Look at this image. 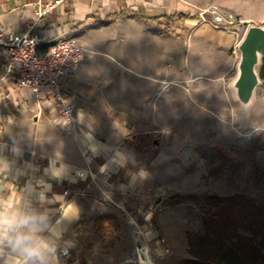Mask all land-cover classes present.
Returning <instances> with one entry per match:
<instances>
[{
	"label": "crops",
	"instance_id": "obj_1",
	"mask_svg": "<svg viewBox=\"0 0 264 264\" xmlns=\"http://www.w3.org/2000/svg\"><path fill=\"white\" fill-rule=\"evenodd\" d=\"M142 6V0H68L38 26L44 36L39 53L65 34L93 50L62 81L76 119L69 130L46 91L37 117V98L7 73V54L0 51V146L8 158L0 168V201L19 204L35 186L29 198L54 217L68 218L63 242L70 247L82 222L113 213L115 204L154 217L162 203L159 180L196 138L188 125L217 122L212 118L240 107L231 84L246 31L201 24L170 44L159 39L155 51L146 53L117 51V37L92 30L96 21L119 19ZM35 10L34 0H0V30H29ZM149 18L174 17L155 7ZM117 152L127 157L123 166L113 162ZM53 160L68 166L66 179L45 174Z\"/></svg>",
	"mask_w": 264,
	"mask_h": 264
},
{
	"label": "rangeland",
	"instance_id": "obj_2",
	"mask_svg": "<svg viewBox=\"0 0 264 264\" xmlns=\"http://www.w3.org/2000/svg\"><path fill=\"white\" fill-rule=\"evenodd\" d=\"M142 1V7L119 19L96 21L92 30L117 37V51L131 47L152 53L161 38L170 44L193 26L215 27L202 19V12L207 19L212 10L234 14L239 24L230 30L264 24V0ZM155 7L174 17L172 22L151 20ZM263 67L262 60L259 74ZM260 78L254 103L243 116L239 108L230 109L212 118L217 122L188 125L196 138L176 153L170 171L159 180L162 203L155 206L154 217L115 204L113 213L81 223L61 264H148L143 261L146 248L154 264H184L187 259L196 261L186 264H264L263 238L254 232L259 217L240 200L232 206L230 222L220 217L227 199L238 195L255 203L264 218V75Z\"/></svg>",
	"mask_w": 264,
	"mask_h": 264
},
{
	"label": "built area",
	"instance_id": "obj_3",
	"mask_svg": "<svg viewBox=\"0 0 264 264\" xmlns=\"http://www.w3.org/2000/svg\"><path fill=\"white\" fill-rule=\"evenodd\" d=\"M68 0H34L35 16L29 30L16 34L0 30V51H5L6 69L8 74L16 76L20 88L29 89L37 98V117L42 113V93H50L51 100L65 121V129L75 126L74 106L63 93L62 81L65 75L72 72L88 53L92 51L84 47L77 38L65 34L51 40L45 53H39L44 36L38 29L43 19L56 11ZM200 13L204 21L211 22L215 27L227 29L236 27L237 17L220 10ZM68 190L65 191V194ZM157 204L156 206H159ZM152 224V223H151Z\"/></svg>",
	"mask_w": 264,
	"mask_h": 264
},
{
	"label": "clouds",
	"instance_id": "obj_4",
	"mask_svg": "<svg viewBox=\"0 0 264 264\" xmlns=\"http://www.w3.org/2000/svg\"><path fill=\"white\" fill-rule=\"evenodd\" d=\"M4 151L0 146V168L8 165ZM12 152L18 154L19 149L13 148ZM126 160L121 152L113 158L119 166ZM45 174L50 179L63 180L68 177L69 168L53 160ZM35 195L34 186L29 197ZM29 197L12 205L0 201V264H61V257L69 254L70 244L63 242L68 218L54 217L41 202Z\"/></svg>",
	"mask_w": 264,
	"mask_h": 264
},
{
	"label": "water",
	"instance_id": "obj_5",
	"mask_svg": "<svg viewBox=\"0 0 264 264\" xmlns=\"http://www.w3.org/2000/svg\"><path fill=\"white\" fill-rule=\"evenodd\" d=\"M238 47V74L231 88L240 104L239 112L243 116L254 103L257 88L261 83L258 66L264 58V24L249 25Z\"/></svg>",
	"mask_w": 264,
	"mask_h": 264
},
{
	"label": "trees",
	"instance_id": "obj_6",
	"mask_svg": "<svg viewBox=\"0 0 264 264\" xmlns=\"http://www.w3.org/2000/svg\"><path fill=\"white\" fill-rule=\"evenodd\" d=\"M180 17L181 18H187L188 15L181 14ZM263 61H264V58H263ZM260 74H261V76L264 75V67H263V73L261 72ZM136 137H138V136H136ZM136 137H133V138H136ZM214 198H216V200L220 201V199L218 197H214ZM227 200H228V203L223 207V209H222L223 214H221L220 217H222V218L226 219L228 222H230L231 218H232V215H230L232 206L234 205V203L236 201L240 200V202L242 204H245L246 206L249 207L248 209L251 212L252 216H254V217L257 216L261 220V225L259 224L260 226H258L257 228L255 227L254 228V232L257 235H261L262 236V238H263L262 245L264 246V218H262V213H261L259 207L256 206L255 203L251 202L249 199L239 197L238 195L229 197ZM195 261L196 260H193V259H187V260H184L183 262H184V264H186V263L195 262Z\"/></svg>",
	"mask_w": 264,
	"mask_h": 264
},
{
	"label": "bare ground",
	"instance_id": "obj_7",
	"mask_svg": "<svg viewBox=\"0 0 264 264\" xmlns=\"http://www.w3.org/2000/svg\"><path fill=\"white\" fill-rule=\"evenodd\" d=\"M143 253L145 255V260L143 259V261L148 264H154L153 259L150 255L149 249L146 248Z\"/></svg>",
	"mask_w": 264,
	"mask_h": 264
}]
</instances>
